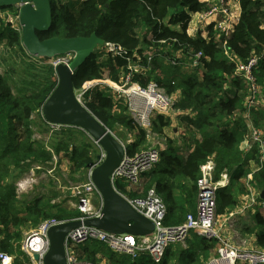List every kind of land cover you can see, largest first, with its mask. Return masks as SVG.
I'll return each instance as SVG.
<instances>
[{
    "label": "trees",
    "instance_id": "obj_1",
    "mask_svg": "<svg viewBox=\"0 0 264 264\" xmlns=\"http://www.w3.org/2000/svg\"><path fill=\"white\" fill-rule=\"evenodd\" d=\"M216 2L82 0L75 8L76 4L71 1L50 0L51 24L47 30L36 32L41 40L88 37L94 33L104 43H116L126 51L122 56L102 58L96 48L73 72L72 83L76 91L84 82L101 78L104 73L112 82L118 83L120 76L129 71V62L138 61L143 69L132 71V82L145 86L154 81L167 94L180 93L174 104L178 111L176 117L187 118V126L195 129L200 139L194 141L185 156L182 155L177 140L165 138L164 128L170 125V119L156 115L152 130L156 136L166 140V147L160 150L159 161L141 174L140 189L129 188L124 182L115 183L118 192L130 198L142 197L153 188L166 207L164 224L168 226L182 223L186 214L192 212L191 208L195 210L197 179L200 166L206 160L212 158L215 163L214 180H218L223 173L229 176L228 184L217 193L218 216L238 206L240 200L237 195L247 193L242 181L250 173L249 162L257 160L255 147L247 153L239 147L246 132L242 114L248 90L245 82L235 76V70L236 62H244L252 55L264 52V0H238L239 18L227 36L216 38L213 24L208 26L206 38L199 33L189 35L186 29L191 14L206 12ZM160 40H165V44L160 45ZM166 43L171 48L167 53L175 60L188 61L195 53L201 52V72L199 66L184 69L179 64H171L166 57H154L150 64H146V51L160 46L163 51ZM1 44L10 51L16 47L23 50L20 30L0 24ZM255 76L264 91V58L259 60ZM8 77L11 76L0 73V250L13 256L12 264H29L27 255L21 249L25 234L23 229L29 231L50 218L59 221L75 219L81 213L77 209L59 207L42 195L26 202L18 199L14 180L30 165H46L51 158L32 138L30 126L34 112H38L40 119L48 125L40 109L56 85V75L51 65L38 67L34 61L27 59L25 75L18 78L15 92ZM82 103L115 137L120 130L132 136V140L124 144L126 154L131 156L146 149L147 133L127 114L122 100L115 102L108 90L96 88L84 94ZM251 116L256 127L264 128L263 109L253 110ZM70 129L75 128L66 126L62 133ZM54 150L56 154L62 153L61 159L66 158L72 171L79 172L81 176L88 170V163L97 160V155L88 147L72 146L67 139L58 142ZM251 183L257 191H264V165L253 173ZM234 190L238 191L237 195ZM17 203H24V208L18 209ZM253 217L259 227L256 248L264 249V217L258 211ZM185 241L187 246L184 248L178 249V244L170 245L159 262H153L147 254H141L136 259L119 255L106 249L102 243L91 241L90 245H81V260L99 264L101 259L96 258V250H101L110 264H206L212 257L214 241L194 233Z\"/></svg>",
    "mask_w": 264,
    "mask_h": 264
},
{
    "label": "built area",
    "instance_id": "obj_2",
    "mask_svg": "<svg viewBox=\"0 0 264 264\" xmlns=\"http://www.w3.org/2000/svg\"><path fill=\"white\" fill-rule=\"evenodd\" d=\"M232 1L238 0H217L208 11L196 14L199 23L202 22L203 24L213 17L212 24L216 38L227 36L238 21L239 12L233 6L236 4L232 3ZM208 24L210 25L211 23ZM205 28L200 26L197 30L203 38H206L208 34ZM158 43L164 45L165 40H160ZM166 44V49L163 51L160 49L161 46L146 51V64H150L154 57L164 59L166 57V60L171 64H179L184 69L199 66V71L201 72L203 67L201 52L195 53L188 61L175 60L167 53L171 48L170 44ZM97 49L101 52V57H107L108 55L115 57L126 54V51L121 46L113 42H105ZM73 57V52H66L51 58H43V60L54 68L58 64L67 65ZM261 58H264V52L262 55H252L244 62H236L235 76L245 82L248 90V96L244 101L245 111L242 114L246 123V132L239 147L243 153L251 151L254 147L257 149V160L254 161V170L250 171L247 177L244 178L247 193L239 198L241 201L236 207L239 212L257 207L264 209V200L251 183L253 173L260 170L264 165V128L256 127L251 116L252 111L258 109L263 94V88L257 83L255 76V70ZM128 69L129 71L124 76H120L118 83L112 82L107 73H104L101 78L84 82L78 91L74 90L75 96L82 103L84 94L88 91L96 88L108 90L115 102L118 99L125 103L127 114L139 127L146 131L148 137L152 133L155 135L152 130L154 118L158 114L164 117L168 114L177 115L174 104L178 97L173 94H167L164 88L154 81H150L145 86L132 82V71L142 70V63L138 61L129 62ZM125 85L129 86L124 88ZM194 115L192 112L191 116L194 117ZM48 124L55 129L61 126ZM159 153L160 149L156 147H148L131 156L124 151L121 161L110 176L114 187L115 183L122 181L129 188L140 189L141 174L154 167L159 161ZM99 156L95 164H98L104 157L102 149ZM214 172L215 163L212 158H209L200 166L195 210L194 212H188L184 221L178 225L168 226L164 224L166 207L153 188L147 190L142 197L130 198L124 196L136 211L153 223V231L145 236H134L127 233L114 234L93 226L81 224L65 235L66 264H93L91 262H83L78 252L79 246L85 245L90 241L100 242L112 252L128 255L132 259L138 258L141 254H147L153 262H159L170 245L183 243L192 232L215 242V255L206 264H264V249L235 247L220 231L216 212L217 193L220 188L228 184L229 176L227 173H223L218 180H214ZM90 173L91 169H88L84 184L76 193L77 210L81 213V216L76 219L83 220L100 215L102 200L91 180ZM93 196L99 198V203L96 206L92 203ZM62 222L64 221L54 218L45 219L24 234L21 241V249L28 256L29 264H43V258L49 249L48 229ZM12 263L13 256L0 250V264Z\"/></svg>",
    "mask_w": 264,
    "mask_h": 264
},
{
    "label": "water",
    "instance_id": "obj_3",
    "mask_svg": "<svg viewBox=\"0 0 264 264\" xmlns=\"http://www.w3.org/2000/svg\"><path fill=\"white\" fill-rule=\"evenodd\" d=\"M17 8L22 45L31 56L51 58L73 52V59L54 67L56 85L41 106L44 120L50 124L77 127L86 132L104 151L103 159L88 163L90 177L102 200L98 217L70 219L48 229L49 249L43 264H66L64 238L73 228L83 224L114 234L145 236L153 231V223L136 211L111 182V173L121 161L125 148L115 135L75 96L72 75L103 40L94 33L88 37H50L39 39L52 21L50 0H0V7ZM129 85H125L127 88ZM97 159L100 157L96 156ZM264 200V191L260 192ZM36 258V257H35Z\"/></svg>",
    "mask_w": 264,
    "mask_h": 264
},
{
    "label": "rangeland",
    "instance_id": "obj_4",
    "mask_svg": "<svg viewBox=\"0 0 264 264\" xmlns=\"http://www.w3.org/2000/svg\"><path fill=\"white\" fill-rule=\"evenodd\" d=\"M62 3H67L71 1V3L76 4L75 0H58ZM79 3L82 0H78ZM75 8L77 6L74 5ZM8 24L15 30H20L19 22H18V13L17 8L13 6H8L4 8H0V24ZM192 28V31H188L194 35L197 32L199 27V21L197 17L194 15L190 18L188 22ZM174 27V26H173ZM200 34V33H199ZM23 47V45H22ZM28 55V56H26ZM36 57V56H35ZM27 53L25 48L23 50H19L17 47L10 51L7 47H4L3 44L0 45V73L9 74L11 77H8V80L11 84L13 92H15V86L18 85L17 81L20 75H25V61L27 59L34 61L35 64L40 67L44 65H49L43 59L35 58ZM105 58V56H103ZM200 73V71H199ZM258 108L264 110V91L261 98V103ZM176 112L177 109H175ZM171 113V112H170ZM171 114H168L166 118L170 119V125L173 124ZM31 131L32 138L39 142L40 146L45 149L50 155L51 158L46 162V165L40 164H32L29 168L23 172L20 176H18L14 180L15 191L17 197L20 201H30L38 195H42L44 198H49L51 203L59 205V207H63L66 209H77V191L81 189L84 184L86 172L81 174L77 171H72L71 165L68 163L66 158L61 159L60 154L55 153V146L58 142L63 139H67L70 145L78 146L83 145L88 147V149L93 154H99L101 148L98 146L90 136L84 132L83 130L74 127L75 129H70L65 134L62 133V130L66 129V126H60L58 129L50 127V125H46L39 116L38 112H34L31 116ZM175 125V122H174ZM168 127V126H167ZM165 127V131L168 135H171V130ZM118 137H116L123 145L129 141V135L125 134L121 130L118 131ZM165 133V135H166ZM155 134V132H154ZM67 135H70L69 139ZM151 135V136H150ZM176 139V138H174ZM147 146L146 148L156 147L157 149L162 150L165 147V140L160 136H156L149 134L147 137ZM177 140V139H176ZM177 143L180 146V143L177 140ZM61 159V160H60ZM60 160V161H59ZM238 186V185H237ZM237 189V187H236ZM235 195H237L238 191L234 190ZM259 192V191H258ZM260 193V192H259ZM243 194H238L237 197H241ZM240 200V199H239ZM241 201V200H240ZM92 203L96 206L99 203V198L97 196H93ZM18 209L24 208V203L18 204ZM258 209V207H257ZM245 211V210H244ZM221 216H218V220ZM76 219V218H75ZM28 230L23 229V232H27ZM233 244V243H232ZM186 241L178 244V249L186 247ZM235 247L243 248L244 245L238 246L233 244ZM215 255V250L212 253V256ZM28 257V256H27ZM29 260V258H28ZM100 263V262H99Z\"/></svg>",
    "mask_w": 264,
    "mask_h": 264
},
{
    "label": "crops",
    "instance_id": "obj_5",
    "mask_svg": "<svg viewBox=\"0 0 264 264\" xmlns=\"http://www.w3.org/2000/svg\"><path fill=\"white\" fill-rule=\"evenodd\" d=\"M75 2H77L76 4L78 5L79 1L75 0ZM232 3L236 4L233 6L240 14V7L238 4V1H232ZM196 14L197 13L191 14V17L193 15L194 17H196ZM212 20H213V17L207 20V23L205 24L200 22L199 27L202 26V28H205V26H207V28L205 29L208 31V25H209L208 23L212 24ZM174 27H176V29L179 28V26H174ZM193 29L194 28H192L191 25L188 24L186 31L187 33H189L188 31H192ZM189 34L192 35V33H189ZM148 37H151V35H149ZM173 95L175 97H179L180 93L177 91ZM171 121L173 122V124L167 127L168 130L169 129L171 130V135H168L164 128V134L166 133L165 138H168L170 140L177 139L178 142L180 143V146L178 144V146L180 147V151H181L180 153L185 156L186 153L191 150V145L193 146L194 141L197 139H200V135L195 129L187 126L186 123H189L187 118L183 119V117L180 118V117H176L175 115L172 117ZM174 122H175V125H174ZM161 138H164V137H161ZM129 140H132V136L130 135H129ZM165 147H166V140H165ZM249 167L251 169L250 171L254 170L255 162L253 160L249 162ZM118 182H122V181H118ZM242 183L245 186L244 180L242 181ZM191 209H192L191 211L193 212L194 211L193 207ZM257 211L264 217V209L262 208H258V209L252 208V209L241 211V212L237 211V209L234 208L233 210H230L226 212L225 214H223L221 218L218 220V225H219L220 231L222 232L223 236L228 241H230L231 243L235 245H238V246L244 245L243 247H256L257 246L256 233L258 232L259 227L256 225V222L253 216H254V213ZM192 233L190 234L189 238H192ZM90 242L88 243L89 245H90ZM80 247L81 246L78 247V252L80 254V258H83L82 256L83 251ZM104 247L106 248L105 245ZM105 248L103 250H105ZM116 254H119V253H116ZM119 255H124V254H119ZM96 258L101 259L99 264H110L108 260L104 258L101 250L99 251L96 250Z\"/></svg>",
    "mask_w": 264,
    "mask_h": 264
}]
</instances>
